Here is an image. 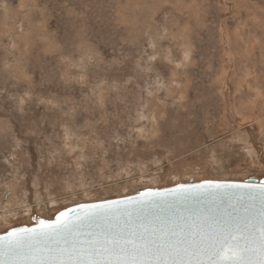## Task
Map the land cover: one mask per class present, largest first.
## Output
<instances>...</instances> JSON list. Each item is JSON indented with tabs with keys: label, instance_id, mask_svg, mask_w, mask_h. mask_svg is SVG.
<instances>
[{
	"label": "rangeland",
	"instance_id": "rangeland-1",
	"mask_svg": "<svg viewBox=\"0 0 264 264\" xmlns=\"http://www.w3.org/2000/svg\"><path fill=\"white\" fill-rule=\"evenodd\" d=\"M263 116L264 0H0V232L143 188L263 179Z\"/></svg>",
	"mask_w": 264,
	"mask_h": 264
},
{
	"label": "snow or ice",
	"instance_id": "snow-or-ice-1",
	"mask_svg": "<svg viewBox=\"0 0 264 264\" xmlns=\"http://www.w3.org/2000/svg\"><path fill=\"white\" fill-rule=\"evenodd\" d=\"M176 199L199 197L181 192ZM259 199L256 211L241 198L230 210L185 208L187 216L161 215L155 198L133 211L111 201L81 204L88 211L75 221L61 213L38 230L0 238V264H264V190Z\"/></svg>",
	"mask_w": 264,
	"mask_h": 264
},
{
	"label": "water",
	"instance_id": "water-1",
	"mask_svg": "<svg viewBox=\"0 0 264 264\" xmlns=\"http://www.w3.org/2000/svg\"><path fill=\"white\" fill-rule=\"evenodd\" d=\"M205 181H212L213 184L208 185ZM180 185H184L185 188H180ZM261 190H264V179H260L259 181L254 179L244 181L200 180L178 183L160 188L148 187L139 189L135 193L121 197L71 205L58 211L51 219L46 220L38 217L34 219V223L30 226L12 227L0 233V238L7 239V234L13 229L38 230L40 227V221H56L58 217H61V213L64 214V217H61V219L70 217L73 221H75L79 214L88 211V209L79 208L78 205H104L106 201L116 202L120 208H127L128 210L133 211L137 202L147 200L149 198H155L158 202H160V207L156 210L159 211L161 215L173 216L183 214L187 216L189 213L183 211L185 208L208 209L214 212L219 206L221 210H230L233 205L238 206V201L243 198V201L250 208V210L256 211L260 206L259 196ZM181 192H188L193 196L199 197V199L187 202L177 200V194ZM253 259H256V257H253Z\"/></svg>",
	"mask_w": 264,
	"mask_h": 264
},
{
	"label": "bare ground",
	"instance_id": "bare-ground-1",
	"mask_svg": "<svg viewBox=\"0 0 264 264\" xmlns=\"http://www.w3.org/2000/svg\"><path fill=\"white\" fill-rule=\"evenodd\" d=\"M225 102V101H224ZM228 111V110H227ZM231 111V110H230ZM252 113V112H251ZM250 117H253L254 119L252 120V122H250V121H247V118H244V119H242V121H241V123H239V122H237L236 121V125H237V128L238 129H240V130H242V129H244L245 128V125L246 124H251L252 123V125H251V128H252V126H254V124H256V121H259L260 119H261V116H259V115H257V111L256 112H254V114H252V115H249ZM264 117V116H263ZM234 123V122H233ZM258 124V123H257ZM250 127V126H249ZM255 128H256V126H255ZM258 128H261V126H259ZM263 128V127H262ZM253 130V129H252ZM253 132V131H252ZM258 132V131H257ZM260 132H263V130H261ZM259 134V133H258ZM257 135V134H256ZM254 137V136H253ZM253 139V138H252ZM253 141H254V139H253ZM251 143V142H250ZM257 143V142H256ZM255 144V143H254ZM254 147V146H253ZM255 148V147H254ZM256 149V148H255ZM257 150V149H256ZM261 150V149H260ZM237 152V151H236ZM258 154V153H257ZM264 155V154H263ZM240 156H241V154H240ZM244 157V156H243ZM259 157H260V155H259ZM262 157V156H261ZM248 158V157H247ZM247 158H246V160H247ZM237 159V158H236ZM243 159V158H242ZM242 159H241V161H242ZM245 160V159H244ZM264 160V159H263ZM240 164V163H239ZM222 165V164H221ZM229 165V164H228ZM250 164H247L245 161H242V163L238 166V168H236V166H235V170L237 169H242L241 167H247V168H250V166H249ZM223 167H226L225 166V164L223 163ZM222 167V168H223ZM257 168V167H256ZM259 169V168H258ZM234 170V169H233ZM229 171V170H228ZM239 172H241V170L239 171ZM263 172V171H262ZM246 173V172H245ZM244 176H245V174H244ZM257 178H259V177H256L255 175H250V177H245V179L244 180H252V179H254V180H256V181H259L260 179H257ZM264 179V178H263ZM77 180V179H76ZM244 180H241V181H244ZM189 181H194V180H192V179H190V180H188L187 182H189ZM78 182V181H77ZM81 183V182H80ZM184 183H186V182H184ZM170 186V185H169ZM165 187V186H164ZM154 188H160V187H154ZM77 193H83V194H86L87 192L85 191L84 192V190H82V191H79V192H77ZM133 193H135V192H133ZM82 194V195H83ZM132 194V193H131ZM128 195V194H127ZM67 196V195H66ZM124 196V195H123ZM119 197H121V196H119ZM111 198H114V197H111ZM106 199H109V198H106ZM103 200V199H102ZM45 201L47 202L48 201V198H45ZM44 201V202H45ZM52 201V200H51ZM96 201H98V200H96ZM91 202V201H90ZM81 203H84V202H81ZM77 204V203H76ZM74 205V204H73ZM71 206V205H70ZM69 207V206H68ZM25 208V207H24ZM65 208H67V207H65ZM64 209V208H63ZM12 210V209H11ZM10 210V211H11ZM14 210V209H13ZM18 210V209H17ZM53 210V209H52ZM60 210H62V208H59V209H56L55 211H54V215L58 212V211H60ZM8 212V211H7ZM54 215H52L50 218H43V217H39V218H43V219H46V220H48V219H51ZM36 218H38V216L36 217ZM35 219V218H34ZM30 223V222H29ZM34 223V220H33V222L32 223H30L29 225H24V226H30V225H32ZM24 226H19V227H24ZM8 230V229H7ZM6 231V230H5ZM4 232V231H3ZM0 233H2V232H0Z\"/></svg>",
	"mask_w": 264,
	"mask_h": 264
}]
</instances>
